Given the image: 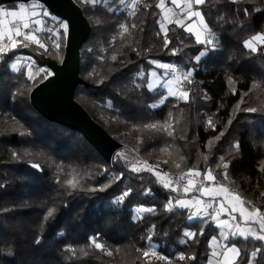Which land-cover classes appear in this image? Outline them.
I'll return each instance as SVG.
<instances>
[{"label": "trees", "instance_id": "trees-1", "mask_svg": "<svg viewBox=\"0 0 264 264\" xmlns=\"http://www.w3.org/2000/svg\"><path fill=\"white\" fill-rule=\"evenodd\" d=\"M74 1L91 26L80 58V77L90 87H79L74 99L116 141L126 133L137 137V153L126 151V158H120L117 151L109 164L80 134L43 119L29 102L30 91L43 79L30 80L25 70L10 69L18 56H31L20 51L22 46L8 52L0 60V264H206L216 228L188 219L186 209L167 212L164 207L169 200L192 197L183 192L186 181H179L180 191L173 192L150 172H132L125 159H162L171 175L189 168L202 173L211 169L217 184L232 187L264 212V46L259 43L255 53L243 47L252 36L264 33V0H240L236 5L209 0L201 6L218 46L209 47L199 61L195 56L205 46L175 24L166 26L172 43L164 47L161 12L155 7L159 0H141L132 16L122 11L120 0L96 5ZM121 24L129 27L124 36ZM63 49L64 42L45 55L55 60ZM151 61L192 71V83L183 84L190 94L188 103L167 97L159 104L164 92L148 88L155 70ZM249 108L256 111H246ZM170 114L173 137L144 128L168 121ZM209 118L214 128L206 124ZM168 145L171 154L161 151ZM13 152L19 156L14 158ZM176 163H181L180 169ZM222 163L229 167L223 169ZM70 174L80 182L77 190L62 183ZM105 185L103 191H89ZM128 189L131 194L116 204ZM50 207L56 211L45 221ZM140 208L155 211L141 213ZM186 231L196 233L195 238L185 237ZM93 237L112 255L90 247ZM229 244L241 250L237 264H247L258 247L264 249L252 239L235 238ZM137 249L169 259L146 260ZM181 253L195 259L180 261ZM254 262L264 264V251L257 252Z\"/></svg>", "mask_w": 264, "mask_h": 264}, {"label": "snow or ice", "instance_id": "snow-or-ice-1", "mask_svg": "<svg viewBox=\"0 0 264 264\" xmlns=\"http://www.w3.org/2000/svg\"><path fill=\"white\" fill-rule=\"evenodd\" d=\"M80 2V0H78ZM86 4L96 5L101 3V0H83ZM121 3H124V0H120ZM141 0H131L130 7L133 9L132 15H135V9L137 4H139ZM219 2V0H217ZM228 3L236 5L240 3V0H227ZM170 3L175 6L176 9H180L179 15H177L172 8L166 7V0H159V2L155 5V7L161 9L162 13H164L163 19L158 21L160 25L161 32L164 33V47L167 48L169 44L172 43L171 40L168 39L167 32L164 21L166 20L169 24H175L177 27H182L185 32L190 33L195 36V42L199 45L205 46L204 51H200L198 55L195 56V60L199 61L201 57H204L207 54L208 48L217 47V41L215 39L214 33L210 28L209 22L206 20V15L203 13L200 8L201 6H205L209 3V0H170ZM147 7V5H145ZM40 9L39 12L36 9ZM19 10H5L4 8H0V60H3L8 52L14 51L17 47H29L35 45L39 49H43L47 52L49 49L46 46V42L42 40L39 36V33L42 31H47L51 35L48 37L52 41V47L56 50H59L65 40L70 36V23L65 22L55 15L50 16V12L42 6L39 0H32L30 6H26L25 4L18 5ZM259 11V9H257ZM171 13V15H169ZM243 13L245 16H249L251 13L248 8L243 9ZM38 16L49 17L52 21L57 22V27L55 29L47 28L44 22L40 19H36ZM193 18H197L199 21L198 30H194L192 24H185L186 20H192ZM5 22H7V32L8 35L5 38L4 29ZM194 22V21H193ZM99 23V22H98ZM121 32L120 35L124 36L129 33V27L125 24H121L120 26ZM132 27H136V25H132ZM257 42H260L261 46H264V33L256 34L252 36L249 40L244 42L243 47L248 49L250 52H257L258 47L255 45ZM172 54L176 55L177 50L173 49ZM112 60H116V56H112ZM150 63L154 64L156 67L163 69L166 73H170L172 75V79L164 81L161 85L167 91L169 97H175L177 100H181L185 103L190 101V94L188 90L183 88L184 82L188 84L192 83V71H179L175 66L169 65L166 63H158L156 61H151ZM26 68L27 78L30 80H34L37 76H40L42 79H48L53 75L52 72L48 71L44 68H37L36 61L31 57H25L24 61H17L12 65L13 68L19 70V67ZM151 76L155 77L156 73H151ZM231 83V80L229 81ZM159 83V81H157ZM154 85L152 83L148 84V88L153 89ZM166 99V98H165ZM160 103H164L162 99ZM155 107V105H152ZM239 104L237 108H239ZM246 111L255 112V108L246 109ZM175 123H179V119L175 120ZM209 127H215L212 123L211 118L207 121ZM230 123V122H229ZM145 129L157 132H165L168 137H173L174 135V124L173 118L171 114L169 115L168 121L164 123H151L144 125ZM16 131V129H13ZM24 135V133H21ZM223 133H220L219 136L216 137L217 140L220 139ZM171 146H165L161 149L162 152L169 153V148ZM236 147H239L236 145ZM12 156L17 158L19 154L17 152H13ZM117 156L120 158H126L124 153H117ZM207 159V157H205ZM180 160L183 161V157H180ZM140 162L137 161L131 165V171L138 173L142 171H147L152 173L157 180V183H160L165 189H170L173 192L180 191L179 181H186L183 186V191L185 193L191 192L193 190L199 191L203 196L210 197L213 201L218 196H226L230 198L231 201V210L227 212L229 216L232 217V220H235L236 217L232 215L237 211V205H239V216L240 222H237L233 225L228 220H220L219 216L222 213H225V202L223 200L220 201V208L216 212H210L209 209L213 207V204L204 200L196 199L194 201H187L182 199H176L174 202L169 200L167 204H165V211L173 212L175 208L180 209H191L194 206L196 207V211L192 212L189 215L188 219H194L200 216H211L213 221L218 222V226L221 229H226L223 233V238L227 240L229 236L239 237L245 241L249 239H254L257 241L264 242V212H261L260 209L257 208H249L245 207L248 203L245 201L239 193L234 192L231 188L225 185H216V177L212 174L211 169L202 173L197 169L189 168L186 172H182L178 177H172L167 172L159 171V164L150 165L147 161L143 162L142 166H137ZM167 163V161H164ZM223 169H227L229 165L227 163H222L221 165ZM31 167L39 168L38 164H32ZM175 167L177 169L181 168V163H176ZM203 177L204 181H212L213 185H208L204 183L196 184L189 177ZM225 179H228L227 172L224 173ZM119 179V177H116ZM59 182V181H58ZM68 189L77 190L80 187V182L77 179L76 175L70 174V178L66 179L62 182ZM108 187L105 185L99 189H89V191H103L104 188ZM131 189H128L122 193L119 197L116 198L115 203L120 204L124 202L125 198L131 194ZM150 190H146L145 194H148ZM70 194V193H69ZM264 195V194H262ZM56 209L48 208L46 214L43 217V220L47 221L50 217H53ZM139 212H154V209L148 208H140ZM242 225H248L247 227H243ZM253 225H258V227H253ZM152 229L155 228V225L151 226ZM235 229V230H234ZM201 235L203 232L200 233ZM183 235L189 239H194L196 233L192 231H186ZM151 239V236L148 237ZM216 242V237L212 238V243ZM35 243L39 244L40 239H37ZM210 243V246H212ZM89 246L94 247L96 250H99L105 253L108 256L112 255V252L101 242H99L98 238L93 237L90 238ZM216 247H221L219 244H216ZM68 251H73V249L69 248ZM84 250L81 249V252ZM138 252L142 250L137 249ZM264 251L262 248H257L256 251L252 253V256H255L257 252ZM86 254V253H85ZM142 256L146 260L150 256L156 257L158 260H168L169 258L159 255L155 251L143 250ZM212 257L215 258V264H237V261L241 257V250L236 244L224 245L222 246L220 251L213 250ZM178 260L184 261L185 259L194 260V256L186 257L183 253H181L178 257ZM209 264H212V259H209ZM251 264V261L248 262Z\"/></svg>", "mask_w": 264, "mask_h": 264}, {"label": "water", "instance_id": "water-1", "mask_svg": "<svg viewBox=\"0 0 264 264\" xmlns=\"http://www.w3.org/2000/svg\"><path fill=\"white\" fill-rule=\"evenodd\" d=\"M39 2L50 12V15L69 22L71 28L70 36L64 41L60 62L39 52L34 46L20 49L22 52H27L41 67L53 73L30 91V105L49 123L80 134L110 164L115 153L122 149V145L96 123L74 99V93L79 87H90L80 77V58L81 48L91 34V26L74 0H39ZM29 3H32V0H0V7Z\"/></svg>", "mask_w": 264, "mask_h": 264}, {"label": "crops", "instance_id": "crops-1", "mask_svg": "<svg viewBox=\"0 0 264 264\" xmlns=\"http://www.w3.org/2000/svg\"><path fill=\"white\" fill-rule=\"evenodd\" d=\"M18 5L20 4H13L12 6H3V7H0V8H4L5 10H19L18 9ZM26 6H30L31 3L29 4H25ZM166 5H169V8H173L174 9V12L179 15L180 13V9H176L174 5H172L170 3V0L168 1V3L166 2ZM37 12L40 11V9H36ZM171 15V13H169ZM36 19H40L44 22V24L47 26V28H49V20H51L50 16L49 17H43V16H38L36 17ZM194 21V22H193ZM191 23L192 24V27L194 30H198V24H199V21L197 18H193L192 20H186L185 21V24H189ZM169 25V24H168ZM183 29V28H182ZM184 30V29H183ZM187 33V32H186ZM40 34H49L47 31H42L39 33ZM190 34V33H189ZM8 35V32H7V22H5V29H4V36L5 38L7 37ZM194 38L195 36L192 35ZM49 37V36H47ZM257 43H260V42H257ZM34 47H36L35 45H32ZM20 47V46H19ZM17 47V48H19ZM16 48V49H17ZM38 48V47H37ZM15 49V50H16ZM23 56H18L14 62L17 61V59L21 58ZM149 83H150V79H149ZM201 180H203V177H200ZM204 181V180H203ZM196 184H200V183H197V182H194ZM204 184H208V185H213V182L212 181H206V183ZM216 185H219L215 182ZM228 187V186H227ZM229 188L232 189V187L229 186ZM233 190V189H232ZM234 191V190H233ZM184 192V191H183ZM235 192V191H234ZM185 195H191L192 197L188 198V199H184V200H187V201H194L196 199H200V200H204V201H207V202H210L213 204V211L212 212H216L219 208H220V201L223 200L225 202V213H222L220 216H219V219L220 220H228L230 221L233 225H235L237 222H240V216H239V205H237V211L235 213H232V215H234L236 217L235 220H232V217L229 216L227 214L228 211L231 210V201H230V198L226 197V196H218L216 197V199L213 201L210 197H207V196H203L199 191H196V190H193L191 192H188V193H185ZM183 200V199H182ZM245 207H249V208H257L255 207L252 203H247L245 205ZM258 209V208H257ZM190 212V214H192V212L196 211V207L194 206L193 208L191 209H186ZM196 220H202L204 221L205 223H210L213 225L214 228H216V230L218 231L217 235H215L214 237H216V242L215 243H212V238L209 240V248H210V252H209V256H208V259H207V263L206 264H209V259L211 258L212 259V264H215V258L212 257V253H213V250L215 249L216 251H220L222 246L224 245H230L229 242L231 239H235V238H239V237H232V236H229V238L227 240H225L223 238V233L226 231V229H221L219 226H218V222L217 221H213L211 219V216H200V217H197ZM243 227H247L248 225H242ZM253 227H258V225H253ZM235 230V229H234ZM241 239V238H239ZM243 240V239H241ZM254 240V239H252ZM257 241V240H256ZM261 242V241H260ZM210 243H212V246H210ZM216 244H219L221 247H216ZM262 244L264 245V242H262ZM255 256H252V254L250 255V260L251 261V264H255L254 260H255ZM248 264V263H247Z\"/></svg>", "mask_w": 264, "mask_h": 264}, {"label": "rangeland", "instance_id": "rangeland-1", "mask_svg": "<svg viewBox=\"0 0 264 264\" xmlns=\"http://www.w3.org/2000/svg\"><path fill=\"white\" fill-rule=\"evenodd\" d=\"M168 1L169 0H166V2L168 3ZM130 3H131V0H124V3H121L120 1H119V4L121 5V8H122V11H124V13L127 15V16H132V12H133V9L130 7ZM138 5V4H137ZM166 7H168L169 8V5H166ZM137 8V7H136ZM173 9V8H172ZM136 10V9H135ZM173 11H174V9H173ZM160 12H161V16H160V18H159V21H161L162 19H163V16H164V13H162V11H161V9H160ZM170 15V14H169ZM50 22H49V28H51V29H55L56 27H57V23L56 22H54V21H52V20H49ZM164 24H165V27L169 24L166 20L164 21ZM174 24V23H173ZM159 27H160V25H159ZM121 30V29H120ZM161 31V30H160ZM161 33H163V32H161ZM164 34V33H163ZM51 34L49 33V34H47V36H50ZM41 38H42V40H44L45 42H46V46L48 47V51L47 52H45L43 49H39V48H37L38 50H40V51H42L41 53H44V54H47V53H49V52H51V50H53V51H58V50H56L55 48H53L52 47V41L50 40V39H48V37L46 36V34H40L39 35ZM259 43H257L255 46H257ZM248 50V49H247ZM25 57H28V56H23V57H21V58H19V59H17V61H24V58ZM61 59H62V57L61 58H59V57H57L55 60L57 61V62H60L61 61ZM17 61L16 62H12L11 64H10V69L12 70V71H14V72H19L20 70H25V71H27L26 70V68H24V67H19V70H17V69H15V68H13L12 67V65L14 64V63H17ZM36 67L37 68H44V69H47V68H45V67H39V66H37V64H36ZM48 70V69H47ZM49 71V70H48ZM153 72H155L156 73V76L155 77H153V76H151V74H150V83H152L153 85H154V87H153V89H151V90H154V89H156V88H160V90H162L164 93H163V97H162V99L164 100L165 98H167V97H169L168 96V94H167V91H166V89L164 88V87H162L161 85L164 83V81H166V80H169V79H172V75L170 74V73H166L163 69H160V68H158V67H156L155 66V70L154 71H152V73ZM157 81H159V83H157ZM161 99V100H162ZM159 104H161V103H159ZM206 124H208L207 123V121H206ZM121 145H122V149H120V150H118L120 153H124V152H126V151H130V152H133L134 154H136L137 153V147H138V144H139V139L137 138V137H135L133 134H131V133H126V134H123L122 135V140L121 141H118ZM126 161H129V163H130V167H131V165L133 164V163H135V162H130V160H127V159H125ZM141 160V159H140ZM146 160H151V161H153L154 163H158V164H162L163 166H164V160H162V159H157V158H152V159H146ZM139 161V160H138ZM138 166V165H137ZM229 187V186H228ZM191 220H196V218H194V219H191ZM149 251V250H148Z\"/></svg>", "mask_w": 264, "mask_h": 264}, {"label": "built area", "instance_id": "built-area-1", "mask_svg": "<svg viewBox=\"0 0 264 264\" xmlns=\"http://www.w3.org/2000/svg\"><path fill=\"white\" fill-rule=\"evenodd\" d=\"M57 23V22H56ZM145 161H147L148 162V164H150V165H156V164H158V163H154L153 161H151V160H146V159H143V160H140L139 162V164H138V166H142L143 165V162H145ZM159 171H163V172H167V173H169L167 170H166V167L165 166H163L162 164H159V169H158ZM169 175L170 176H179L180 174H178V175H171L170 173H169ZM190 179H192L193 180V182H197V183H206V181H203V180H201L200 179V177H189ZM233 189V188H232ZM234 190V189H233ZM235 191V190H234ZM236 192V191H235ZM209 211L210 212H212L213 211V207L211 208V209H209Z\"/></svg>", "mask_w": 264, "mask_h": 264}]
</instances>
